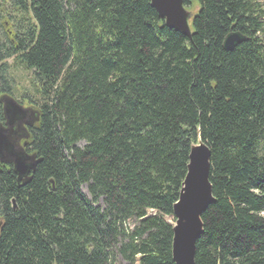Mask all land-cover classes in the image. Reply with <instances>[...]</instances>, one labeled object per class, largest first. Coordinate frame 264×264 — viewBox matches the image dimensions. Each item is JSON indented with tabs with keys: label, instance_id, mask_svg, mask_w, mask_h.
Wrapping results in <instances>:
<instances>
[{
	"label": "trees",
	"instance_id": "obj_1",
	"mask_svg": "<svg viewBox=\"0 0 264 264\" xmlns=\"http://www.w3.org/2000/svg\"><path fill=\"white\" fill-rule=\"evenodd\" d=\"M184 4L190 38L152 0H0V126L5 99L26 103L38 161L23 182L0 163V264H175L199 136L215 202L195 264H264V0ZM232 32L246 41L225 51Z\"/></svg>",
	"mask_w": 264,
	"mask_h": 264
},
{
	"label": "water",
	"instance_id": "obj_2",
	"mask_svg": "<svg viewBox=\"0 0 264 264\" xmlns=\"http://www.w3.org/2000/svg\"><path fill=\"white\" fill-rule=\"evenodd\" d=\"M185 0H152L166 26L185 37L192 35L191 22L194 17L185 7ZM246 41L239 32L229 33L223 43L225 51H233ZM4 112L7 119L5 126H0V163H11L19 182L29 178L38 161L35 156L25 151L27 143L21 145L17 138L21 132L19 121H25L27 113L11 99H5ZM211 153L201 137L191 146L186 177L182 183L178 201L174 205V227L172 255L175 264H195L196 242L203 234V214L215 202L210 182Z\"/></svg>",
	"mask_w": 264,
	"mask_h": 264
},
{
	"label": "rangeland",
	"instance_id": "obj_3",
	"mask_svg": "<svg viewBox=\"0 0 264 264\" xmlns=\"http://www.w3.org/2000/svg\"><path fill=\"white\" fill-rule=\"evenodd\" d=\"M186 9L192 15H194L196 13V11H197V5H195L192 8H186ZM9 63H11V62H9ZM11 77H12L13 83L15 85L16 95H17L18 99L24 93H28V92L32 93V78H31V74L30 73H28V72H26V71H24V70L19 68V69H16L15 71L12 72ZM21 107L24 108V109H27V104L26 103H21ZM83 191L88 196V193L86 191V187L85 186L83 187ZM98 205L103 206L102 201H100L98 203ZM131 226H133L132 223H131ZM119 262H121V261H119Z\"/></svg>",
	"mask_w": 264,
	"mask_h": 264
},
{
	"label": "flooded vegetation",
	"instance_id": "obj_4",
	"mask_svg": "<svg viewBox=\"0 0 264 264\" xmlns=\"http://www.w3.org/2000/svg\"><path fill=\"white\" fill-rule=\"evenodd\" d=\"M19 129H21L20 131H21L22 133H25V132H24V129L21 128L20 126H19ZM21 138H22V139H21V145L23 146V145L26 143V142H25V143L22 144V141L25 139V136H24L23 134H21Z\"/></svg>",
	"mask_w": 264,
	"mask_h": 264
}]
</instances>
